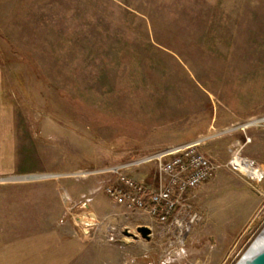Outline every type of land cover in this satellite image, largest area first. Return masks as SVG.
<instances>
[{"label": "rangeland", "instance_id": "rangeland-1", "mask_svg": "<svg viewBox=\"0 0 264 264\" xmlns=\"http://www.w3.org/2000/svg\"><path fill=\"white\" fill-rule=\"evenodd\" d=\"M262 117L264 0H0V181L39 178L0 184V256L37 239L58 253L74 239L89 248L68 264H148L166 252L173 264H235L264 228V179L237 174L260 204L215 247L190 246L192 231L178 239L105 188L116 167L155 185V162L132 165L218 133L198 148L219 166L212 179L231 171L236 142L264 169Z\"/></svg>", "mask_w": 264, "mask_h": 264}, {"label": "built area", "instance_id": "built-area-1", "mask_svg": "<svg viewBox=\"0 0 264 264\" xmlns=\"http://www.w3.org/2000/svg\"><path fill=\"white\" fill-rule=\"evenodd\" d=\"M240 126L242 125L227 128L224 133L248 128L242 129ZM205 138L204 141L201 140L204 138H201L200 141L162 150L134 163L132 166L155 162L158 181L154 187L138 183L124 175V167L112 169L117 176L115 182L105 188L106 195L115 205L125 207L132 214L145 215L158 224L172 227V232L178 239L187 236L202 220L200 214L187 202V194L210 181L219 169L206 153L198 149L202 143L209 140V137ZM243 147L239 142L232 144L229 148L231 157L227 167L243 176L249 183H261L264 179V169L254 160L242 155ZM171 258L165 259L163 264L173 261Z\"/></svg>", "mask_w": 264, "mask_h": 264}, {"label": "crops", "instance_id": "crops-1", "mask_svg": "<svg viewBox=\"0 0 264 264\" xmlns=\"http://www.w3.org/2000/svg\"><path fill=\"white\" fill-rule=\"evenodd\" d=\"M187 202L200 214L202 221L194 226L192 232L186 237V242L193 246L196 241L210 238L212 247L218 245L219 240L220 244L233 243L248 225L252 216L254 217V212L260 204L258 197L250 191L242 178L232 171H227L198 189L188 192ZM80 241L65 240L62 244L57 243L59 246L62 245L63 250L60 252L52 253L47 247L45 248L47 252L44 253V247L48 243L44 244V240L37 239L31 242L34 245L26 243L8 250L7 254L0 256V262L3 264H57L56 262L68 264L75 255L89 248V245L86 246ZM189 245L186 248H189ZM93 249L96 250V247ZM202 259L204 261L188 264L212 263V256L205 255ZM105 264L113 263L107 261Z\"/></svg>", "mask_w": 264, "mask_h": 264}, {"label": "water", "instance_id": "water-1", "mask_svg": "<svg viewBox=\"0 0 264 264\" xmlns=\"http://www.w3.org/2000/svg\"><path fill=\"white\" fill-rule=\"evenodd\" d=\"M215 136H218V135H213V136L209 137V139H211ZM37 179H39V178H33L32 176H26V177H20V179H18V180H12L10 178L5 179V180L0 181V183H2V182L33 181V180H37ZM138 232L140 233V235L143 239L150 241L151 235H152V230L150 228H148L146 226H142V227L138 228ZM263 232H264V228L262 229L260 234L257 236V238H259V236ZM255 241H256V239L254 240V242ZM253 243H252V245H253ZM251 246L249 247V249L251 248ZM235 264H264V244L259 249H257L256 251H254L251 254L246 255V253H245Z\"/></svg>", "mask_w": 264, "mask_h": 264}, {"label": "bare ground", "instance_id": "bare-ground-1", "mask_svg": "<svg viewBox=\"0 0 264 264\" xmlns=\"http://www.w3.org/2000/svg\"><path fill=\"white\" fill-rule=\"evenodd\" d=\"M246 126V125H245ZM244 126V127H245ZM243 127V128H244ZM201 140H206V139H201ZM200 141V140H199ZM264 244V232L259 236V238L256 237V241L253 243V245L251 246V248L246 252L247 254H251L254 251H256L257 249H259L262 245Z\"/></svg>", "mask_w": 264, "mask_h": 264}, {"label": "flooded vegetation", "instance_id": "flooded-vegetation-1", "mask_svg": "<svg viewBox=\"0 0 264 264\" xmlns=\"http://www.w3.org/2000/svg\"><path fill=\"white\" fill-rule=\"evenodd\" d=\"M174 251V250H173ZM166 255H164L161 259V261H154V262H149L148 264H163V261L165 260V259H167V258H171V252H169V253H165ZM174 254H175V252H174ZM167 264H173V262H168Z\"/></svg>", "mask_w": 264, "mask_h": 264}]
</instances>
